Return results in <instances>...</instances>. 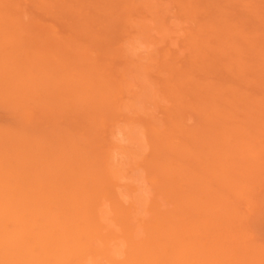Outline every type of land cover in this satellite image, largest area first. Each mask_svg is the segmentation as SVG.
<instances>
[{
    "label": "rangeland",
    "instance_id": "rangeland-1",
    "mask_svg": "<svg viewBox=\"0 0 264 264\" xmlns=\"http://www.w3.org/2000/svg\"><path fill=\"white\" fill-rule=\"evenodd\" d=\"M1 64L9 65V69L5 71L0 68V161L3 160L0 165L14 163L17 159L24 164L27 162L25 160H29V157L25 158L28 156L26 153H46L56 149L65 155L63 159L70 157L74 161L80 156L94 159L92 165L98 169L103 167L106 149H116L112 153V161L119 174L115 191L120 194L124 205L131 202L135 206L134 212L141 219H147L149 212L155 208L169 211L173 205H170L171 201L167 203L170 197L165 194L166 189L154 181L155 171L170 156L162 149L163 144L160 143L157 148L160 140L173 142L177 139L184 146L189 145L190 139L192 145L196 140L202 141V137L206 141L211 138L210 135L216 138L227 124L247 127L251 120L257 127L255 135L262 136L264 133V112L260 109L264 107V0H0ZM71 71H77L78 77H96L101 83L94 92L84 91L83 95L74 94L77 87L66 89L62 85L65 90L58 95L53 88H44L47 81L52 82ZM18 80L30 87V92L24 98L22 96L24 101L20 102L14 100L18 94L12 93V82ZM21 85L18 86L19 92ZM109 87L119 91L117 97L120 98H116V103L108 96L107 99L105 95L100 96L110 90ZM80 96L86 99L81 97L76 100L75 97ZM250 97H253L252 103L256 99L258 109L254 104L255 107L252 106ZM244 99L246 102L250 100L247 108L245 105V108H241ZM23 103H26V107ZM229 104L234 108L232 113L237 115L234 113V118H230L231 123H224L223 119L230 114ZM46 109L51 112L47 113ZM23 110H27V113ZM212 112V116L217 114L215 123L210 122L213 119L208 117ZM242 114L246 115L242 117ZM149 123H153L152 126ZM154 125L159 130L153 128ZM200 128L207 133V137ZM161 130H164V134ZM152 133H160V137L154 134L150 137ZM177 141L174 143L179 145ZM151 149L154 152L150 156ZM75 150L81 155L73 156L72 151ZM208 150L204 149L209 154ZM152 156L156 158L155 161ZM36 159L34 161H38ZM181 160L180 163L185 162ZM84 162L86 160L81 162L82 166ZM188 165L190 170H196V158L188 159ZM261 180L263 183L259 181L260 184H257V190H261L258 199L264 198V178ZM257 202L258 206L255 204L251 212L254 213H247L246 217L250 218L247 221H250L248 227L253 228L252 234L254 232L263 241L264 202ZM251 219H255V228L251 225Z\"/></svg>",
    "mask_w": 264,
    "mask_h": 264
},
{
    "label": "bare ground",
    "instance_id": "bare-ground-1",
    "mask_svg": "<svg viewBox=\"0 0 264 264\" xmlns=\"http://www.w3.org/2000/svg\"><path fill=\"white\" fill-rule=\"evenodd\" d=\"M37 36L38 35H36V37ZM3 40L5 41V38ZM260 60L263 62V59ZM8 66L1 64L0 68H4L6 71L9 69ZM105 77L106 76H104V78ZM95 78L92 76L78 77L77 71H71V73H63L52 82L47 81L44 88L47 90L53 88L58 95L65 90L61 87L62 85L66 89L67 87H77L74 94L78 93V95H83L84 91H87L88 93L91 91L94 92L96 87L101 83V81L99 82ZM108 81L110 80H107V82ZM20 84H22L20 90L23 93L18 90ZM101 85L104 86L103 84ZM12 86V88H14V90L12 89V93L16 92L18 94L15 95L18 98L14 100H18L19 102L23 100L26 93L30 92L29 85L24 82L20 83V80L12 82ZM108 89L110 90L106 91L105 94L103 92V94L99 95L101 97H103L102 95H105V99H107L108 96V99H111L116 103L118 100L116 98L119 97H117L119 91L117 92V89L113 90V88L110 87ZM100 90H102L101 87ZM81 97L82 96L75 98L78 100L81 99ZM83 97H86V95ZM243 97L246 98L245 96ZM88 99H90V97H88ZM251 99L252 100L249 101L252 106H257L258 104H255L256 99L254 98L255 103H252L253 97ZM101 100L103 99L101 98ZM27 102V104L30 103L29 100ZM61 102H64V100ZM67 102L69 101L67 100ZM248 102L244 99L241 108H243L244 105L246 107ZM231 103L233 104V102ZM23 104H25L26 107V103ZM228 106L230 107V104ZM253 107L250 108L253 110ZM262 107L263 106L259 108L264 112V107L263 109ZM250 108H248V110H250ZM255 108L258 109V106ZM210 109H213V107ZM229 109L228 112H230V114L227 116L228 120L224 118V123L226 121L229 123L231 121L230 118L232 116L234 118V116L237 115L235 112V115L232 113L234 111L233 107H230ZM23 111H26L27 113V110ZM49 111H47V113ZM253 111L251 114L254 117L255 113ZM139 112L140 110L138 113ZM225 113L226 112H223L222 114ZM212 114L214 115L212 112L208 117L213 119L212 121L210 120V122L213 123L216 120H214V118L217 114L215 116H212ZM251 114L249 116H251ZM263 114L264 113H262V115ZM245 115L242 114V117ZM237 117L240 119L239 116ZM123 118L125 119V117ZM207 119L206 121H209ZM78 120L81 121V119ZM242 120L243 119L240 120V123H242ZM139 122L141 123V120H139ZM165 122L166 124L168 123L167 120ZM259 122L263 125L264 121L261 122L259 120ZM145 123L147 124V122ZM152 124L150 126H152ZM219 125L220 124H218V127ZM231 125L227 124L224 129H221L222 132H219L220 135L216 134L215 136L219 135L216 138H213L212 135H210L213 134V131H210L212 132L210 134L208 132L212 139L209 137L210 139L206 141L203 140L205 137L201 136L202 141L198 142L196 140V143H194L195 145L192 144L196 146V152L194 151V147L190 144V139H188L189 143H187L189 145L185 144L184 146L180 145L177 139L174 141H177L179 145L170 140H167L166 142H162V140H160V142L158 141L159 143L156 144V146L158 145L157 148H159L160 143L163 144L162 149H165L170 156H167L162 164V161L160 162L162 166L155 171L154 181L155 183H158L160 187L166 189L164 192L170 197L169 202L167 203H170L171 201L172 203H170V205H173L169 211H161L162 209L159 210V208L153 209L149 212L150 216L147 219H141L139 216L137 217L136 212H134L135 206L133 207L131 202L129 205H124L120 194L115 191V187L118 185L117 178L119 177V174L117 168L114 167L112 153L116 149L113 151L110 150L111 148L106 149L107 151L105 153L106 157L103 161V167L98 169L92 165L94 159H85L80 156L81 154L78 155V150H75L76 152L72 151V155H78L80 157H76L77 159L74 157L76 160L74 159V161H71L70 157H64L65 159H63L62 157L65 155L59 151H55V148L52 152L37 153L32 151L26 153L28 156L26 155L25 158L29 157V160H25L27 162L24 164H20L21 160L19 163L18 159L16 161L13 160L14 163L6 165L1 164L0 264H264V235L263 238L261 237L263 241H260V237H256L254 232L252 234L253 228L250 229V227H248L250 226V221L248 223L247 218L249 217H246L248 214L252 215L254 213L251 212L254 205L258 203L257 201H259L260 204L261 202H264V198L258 199L261 190H257V184H260L258 182H261V179L264 178V133L262 136L260 133V136L255 135L257 134L255 133V128L257 127H254L255 125H253L252 120L247 127L236 126V123L234 126ZM169 126L170 125H168V127ZM210 126L211 125H209L208 128H210ZM215 126L217 128L216 124ZM215 126H212V128H215ZM250 126L251 129L249 128ZM221 127L223 128V126ZM253 127L254 130L252 129ZM153 128L159 130L156 125H154ZM172 129L175 131L174 128ZM202 129L200 131H202ZM152 131L153 129L148 132L151 133ZM161 131L164 134V130ZM217 131L214 133H217ZM202 133L207 137V133L203 131ZM153 134L154 133L149 134V136L153 137ZM159 135H155V137H158ZM165 135H167V133ZM169 135L170 134L167 136ZM170 137L171 136H169V138ZM70 140L72 141L71 138ZM156 140H158V138H156ZM113 145H115V143ZM113 145L112 148L114 147ZM116 146L118 147V145ZM202 146L206 147L203 148ZM204 149H209L208 151H210V153L208 154ZM151 150L153 151H150V153L154 152V149ZM68 154H70V152ZM86 155L85 157L88 158ZM151 155L152 153L150 156ZM157 156H160V154ZM50 157L52 158L49 160L48 158ZM35 158H37L36 160L38 161H34ZM192 158H196V170L193 168L194 171L193 169L190 170V164L188 165V159L190 161ZM147 159L149 160L150 157ZM181 159L185 162L180 163ZM85 160V165L83 164L84 166H82L81 164ZM2 161L3 160L1 159L0 162ZM150 163H152L151 166L154 167L153 162ZM148 166L150 165L148 164ZM12 167L13 169L11 170ZM123 174L125 173H122V175ZM183 191L185 194H183ZM168 196L165 198L168 199ZM158 205H156V207ZM254 211L256 212L257 210ZM262 213L264 214V212ZM257 214L258 213L255 215ZM251 220V225L255 228V219ZM257 222H260V220ZM259 231L261 232L262 229H259Z\"/></svg>",
    "mask_w": 264,
    "mask_h": 264
}]
</instances>
